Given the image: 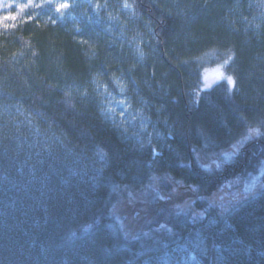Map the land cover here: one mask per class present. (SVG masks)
<instances>
[{
  "label": "trees",
  "instance_id": "trees-1",
  "mask_svg": "<svg viewBox=\"0 0 264 264\" xmlns=\"http://www.w3.org/2000/svg\"><path fill=\"white\" fill-rule=\"evenodd\" d=\"M217 66L232 84L204 89ZM112 94L138 122L105 115ZM251 129L220 172L197 164ZM261 166L264 0H0V264H264V187L202 200ZM157 176L201 215L126 234L112 208Z\"/></svg>",
  "mask_w": 264,
  "mask_h": 264
},
{
  "label": "rangeland",
  "instance_id": "rangeland-1",
  "mask_svg": "<svg viewBox=\"0 0 264 264\" xmlns=\"http://www.w3.org/2000/svg\"><path fill=\"white\" fill-rule=\"evenodd\" d=\"M220 81L232 84L229 82V77L224 74L222 66L204 71V89H208ZM121 100L125 101L124 105L119 103ZM103 105L105 115L116 120L119 125L123 124L125 118L136 119V122L141 118L137 113L131 111L123 96L117 94L106 96ZM125 108L127 111H124ZM148 134V137H152L151 132ZM258 136V131H248L227 150L218 155L196 156V162L204 170L220 172L232 157L244 150L246 144ZM156 137L159 138V135ZM263 176L264 166H261L241 178L226 179L217 190L203 197L202 200L208 207H216L220 211L229 210L241 200L256 195L264 187ZM197 197L196 190L183 185L181 182L174 181L168 176H157L146 187L123 193L112 208V213L126 234L135 235L143 232L149 223L156 220L158 210L161 209H164V212L188 214L190 217L200 216L201 212L193 208V203L198 199Z\"/></svg>",
  "mask_w": 264,
  "mask_h": 264
},
{
  "label": "snow or ice",
  "instance_id": "snow-or-ice-1",
  "mask_svg": "<svg viewBox=\"0 0 264 264\" xmlns=\"http://www.w3.org/2000/svg\"><path fill=\"white\" fill-rule=\"evenodd\" d=\"M69 7V5L67 3H64V4H60L57 8H56V11L59 12L61 8H67ZM125 7H128L127 4H125ZM4 19H8V17H5ZM12 19H15V17H12ZM229 82L231 83V78H229ZM119 103L121 105H124L125 101L121 100L119 101ZM124 111H127V109L125 108ZM258 131L257 129H251L250 132H256Z\"/></svg>",
  "mask_w": 264,
  "mask_h": 264
}]
</instances>
